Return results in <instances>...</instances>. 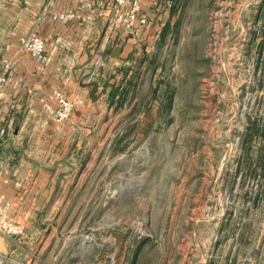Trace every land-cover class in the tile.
Returning <instances> with one entry per match:
<instances>
[{
  "label": "rangeland",
  "instance_id": "1",
  "mask_svg": "<svg viewBox=\"0 0 264 264\" xmlns=\"http://www.w3.org/2000/svg\"><path fill=\"white\" fill-rule=\"evenodd\" d=\"M180 4L166 39L182 42L175 70L164 60L166 87L174 77L179 85L166 107L141 113L146 93L133 111L97 115L88 135L103 144L80 151L49 205L35 209L47 242L19 254L15 241L26 232L7 201L4 217L22 233L1 264H217L238 228L224 217L264 207L255 156L264 149V0ZM261 219L252 225L257 237Z\"/></svg>",
  "mask_w": 264,
  "mask_h": 264
},
{
  "label": "crops",
  "instance_id": "2",
  "mask_svg": "<svg viewBox=\"0 0 264 264\" xmlns=\"http://www.w3.org/2000/svg\"><path fill=\"white\" fill-rule=\"evenodd\" d=\"M179 1L139 0L148 23L127 29L115 13L114 0H90L89 5L76 0H0V75L6 78L0 90V203L10 202L12 214L26 232L15 241L19 254L49 238L48 224L41 227L45 219L36 217L35 209L49 205L56 179L71 175V164L80 161L79 152L85 147L103 144L101 137L88 135L100 123L97 115L110 118L126 107L133 111L146 93L152 96L141 113L151 106L154 113H161L166 107L173 86L179 85L174 77L173 86L166 87L169 75L164 62L165 58L173 61L175 70L176 49L182 42L166 39L175 33L171 20L183 10V0ZM59 12L73 17L53 19L52 14ZM29 33L45 43L41 60L19 45L20 37ZM116 46L120 51L112 56ZM99 53L102 66L88 83L87 74ZM54 89L73 103L70 117L61 123L50 114L56 107L51 97ZM262 146L255 155L263 165L260 173L264 170ZM262 194L264 178L256 197ZM258 206L244 211L242 217L234 212L224 217L225 226L233 221L238 228L227 233L217 264H264V228L257 237L252 227L259 217L264 223V207ZM255 237V246L248 248ZM13 240L0 232V253L7 254Z\"/></svg>",
  "mask_w": 264,
  "mask_h": 264
},
{
  "label": "built area",
  "instance_id": "3",
  "mask_svg": "<svg viewBox=\"0 0 264 264\" xmlns=\"http://www.w3.org/2000/svg\"><path fill=\"white\" fill-rule=\"evenodd\" d=\"M78 2L85 3L89 5L90 0H76ZM115 13L119 15L121 24L127 29H133L138 26H143L148 23L146 17L141 14V7L139 0H114ZM73 17L70 12H59L53 13L52 18L62 21H67ZM19 45L22 49L26 50L33 58L36 60H41L44 58L45 43L43 39L35 34L29 33L21 36L19 39ZM103 57L99 53L92 61L90 71L87 74L86 81L91 83V81L98 75L100 68L102 66ZM6 78L0 75V90L5 82ZM51 97L56 101V107L50 110V114L56 122L66 121L72 112L73 103L69 100L65 94L54 89L51 93ZM9 207L8 202L0 204V232L6 236L20 235L22 233V228L18 225L8 221L4 217V213Z\"/></svg>",
  "mask_w": 264,
  "mask_h": 264
},
{
  "label": "water",
  "instance_id": "4",
  "mask_svg": "<svg viewBox=\"0 0 264 264\" xmlns=\"http://www.w3.org/2000/svg\"><path fill=\"white\" fill-rule=\"evenodd\" d=\"M119 51H120V47L116 46L114 48V50H113L112 56H117V54L119 53ZM95 90H96V84L93 85V88H92V91H91V98L93 100H94V96L93 95H94ZM114 234L117 235V236H120L119 233H114Z\"/></svg>",
  "mask_w": 264,
  "mask_h": 264
},
{
  "label": "trees",
  "instance_id": "5",
  "mask_svg": "<svg viewBox=\"0 0 264 264\" xmlns=\"http://www.w3.org/2000/svg\"><path fill=\"white\" fill-rule=\"evenodd\" d=\"M167 24V23H166Z\"/></svg>",
  "mask_w": 264,
  "mask_h": 264
}]
</instances>
